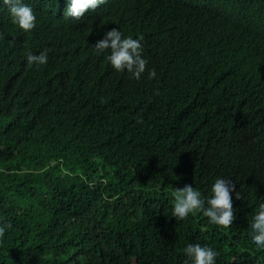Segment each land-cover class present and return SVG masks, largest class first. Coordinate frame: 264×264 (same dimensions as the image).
I'll use <instances>...</instances> for the list:
<instances>
[{"label": "trees", "instance_id": "1", "mask_svg": "<svg viewBox=\"0 0 264 264\" xmlns=\"http://www.w3.org/2000/svg\"><path fill=\"white\" fill-rule=\"evenodd\" d=\"M116 1L76 20L25 0L27 33L0 6V264H183L188 243L264 264L249 236L264 199V0H222L213 19L205 0ZM113 27L143 38L157 77H121L110 97L89 76L104 55L82 38ZM44 50L46 65L27 64ZM222 176L237 182L233 224L172 217L175 187L207 196Z\"/></svg>", "mask_w": 264, "mask_h": 264}, {"label": "clouds", "instance_id": "2", "mask_svg": "<svg viewBox=\"0 0 264 264\" xmlns=\"http://www.w3.org/2000/svg\"><path fill=\"white\" fill-rule=\"evenodd\" d=\"M40 1L39 4L42 2ZM188 4V0H182ZM116 0H53V8L64 7V17L80 19L92 16L106 10L116 3ZM222 0H205L207 15L212 19L219 16V9ZM3 13L9 16L11 23L25 33L37 26V17L33 8L25 0H0ZM211 13H210V12ZM217 15V16H216ZM207 28L211 31L218 30L219 24L206 21ZM82 41H90L91 50L97 55H104L103 64H91L89 70L90 79L100 87V92L108 96H115L120 90L117 88L121 77L128 80L139 81L145 71L148 78L157 77L155 68L147 69L148 59L144 56V45L142 37L134 38L132 35L125 36L120 28H111L106 31L102 38L83 37ZM88 44V43H87ZM83 53L73 49L72 57L79 59ZM28 65L37 67L48 63V51H41L39 54L28 53L26 56ZM10 97H5V99ZM237 188V182L232 176L217 177L211 183L209 195L205 196L192 184H185L183 187H175L172 196V217L178 220L186 219L190 214L202 213L213 225H231L237 219V211L233 192ZM241 197L240 191L236 192ZM11 224L0 222V236H3ZM249 236L251 242L257 249L264 250V199H261L258 208L254 211L249 222ZM185 257L183 264H217L219 249L210 244L188 243L182 249Z\"/></svg>", "mask_w": 264, "mask_h": 264}]
</instances>
